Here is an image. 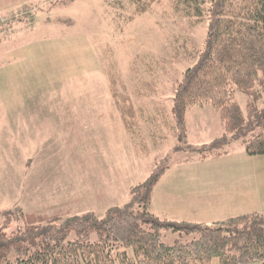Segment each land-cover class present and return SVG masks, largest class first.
Masks as SVG:
<instances>
[{"label":"rangeland","instance_id":"374dc122","mask_svg":"<svg viewBox=\"0 0 264 264\" xmlns=\"http://www.w3.org/2000/svg\"><path fill=\"white\" fill-rule=\"evenodd\" d=\"M5 3L1 9L25 4L10 8V27L0 25V232L19 233L25 214L104 220L133 202V188L169 169L193 181L210 171L232 198L237 171L246 170L263 191L249 211L264 218V156L246 152L261 129L202 159L227 136L220 112L189 108L185 126L173 114L175 92L205 50L207 15L195 16L183 0ZM235 100L249 126L264 112V94L253 106L242 93ZM240 213L230 204L223 215ZM162 234L170 246L186 238Z\"/></svg>","mask_w":264,"mask_h":264},{"label":"trees","instance_id":"16d2710c","mask_svg":"<svg viewBox=\"0 0 264 264\" xmlns=\"http://www.w3.org/2000/svg\"><path fill=\"white\" fill-rule=\"evenodd\" d=\"M183 2L195 16L207 15L210 23L198 64L187 70L175 92L174 116L185 126L189 108L209 104L220 112L227 136L204 150L202 159L255 128L261 132L246 142V152L264 156V112L256 110L249 126L235 100L239 92L253 106L264 94V0ZM125 105L124 111L134 116L132 106ZM163 173L133 188V202L111 209L104 220L94 213L64 221L25 214L19 233L9 237L0 232V264H212L215 259L221 264H264V218L256 213L215 227L171 222L154 213L153 192ZM163 230L186 238L167 245Z\"/></svg>","mask_w":264,"mask_h":264},{"label":"crops","instance_id":"0c3cea01","mask_svg":"<svg viewBox=\"0 0 264 264\" xmlns=\"http://www.w3.org/2000/svg\"><path fill=\"white\" fill-rule=\"evenodd\" d=\"M5 1L7 0H0V5L8 4ZM12 1L14 0H9V2ZM23 4L25 3L14 7L7 5L4 9L0 8V14H10V8ZM180 170L182 171V169ZM242 171L243 174H238L239 172L237 171V176L242 178V180H240L238 185L233 187L232 191L235 198H232L224 190L221 191L216 187V185L220 187V184H223V182H221V178H216L210 171L207 173L200 172L197 174V178L194 177L196 180L193 181L190 177L185 178L182 174L180 176L177 173L168 175L169 169L163 173L154 189L152 200L153 211L162 219L171 222L204 225L223 222L231 217L251 214L252 212L250 213L249 210H257L256 208L259 205L260 198L263 196V191H259L260 186L253 180L245 178L246 170ZM235 175L231 173V180L235 178ZM229 200H232V202H229ZM242 201H245L248 205L244 206ZM230 204L233 205V210L246 213L228 217L227 215H223V213L226 214Z\"/></svg>","mask_w":264,"mask_h":264},{"label":"built area","instance_id":"2783aa9c","mask_svg":"<svg viewBox=\"0 0 264 264\" xmlns=\"http://www.w3.org/2000/svg\"><path fill=\"white\" fill-rule=\"evenodd\" d=\"M4 17H5V16H4ZM14 17H15V16H14ZM11 20H14L12 14H11V19L8 18V17L3 18L2 16H0V25H1V26H4V25L8 26L7 23H9ZM16 20H17V17H16ZM5 23H6V24H5Z\"/></svg>","mask_w":264,"mask_h":264}]
</instances>
